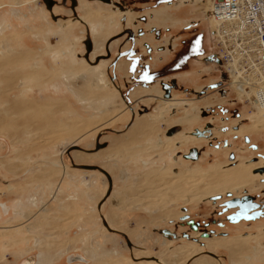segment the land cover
Here are the masks:
<instances>
[{
  "label": "rangeland",
  "instance_id": "374dc122",
  "mask_svg": "<svg viewBox=\"0 0 264 264\" xmlns=\"http://www.w3.org/2000/svg\"><path fill=\"white\" fill-rule=\"evenodd\" d=\"M21 1L0 0V3L5 5L0 8V66H2L0 67V86L4 88L3 92L0 91V264H24L27 262L36 264L39 262V255L44 259L42 264H169L165 260L172 258L170 256L172 250L180 246L191 248L193 244L199 245L200 250L190 256L186 262L185 259H182L176 264H191L208 256L214 259L221 258V264H230L228 250L217 248L216 252L210 253L209 249L202 246L203 243H201V240H204L202 236L205 232H208V236L219 230L222 231L220 235L224 236L234 233L233 229L227 228L232 223L227 220L226 216L232 209L225 212L221 207L223 196L209 199L214 207L205 199L200 200L199 203L185 204L186 210L192 209L190 211L191 218L201 223L199 231L202 234L197 236L199 240L196 241L185 236V234H191L193 230L187 224H183L184 221L177 216H174L176 221L170 220L171 209H174V214H180L182 209L179 205L184 204L183 202L166 203L162 207L161 214L154 217L144 208L145 204L139 206V201L132 203L127 200L128 195L130 198L136 196L131 185L135 179L144 175L148 171L147 169L152 166L160 167L162 170L161 165L164 167L165 163L169 161L167 158L169 151L151 149L149 154L143 155L139 160L135 155L131 157L128 155L129 160L125 159V156H123L124 158L118 156L100 157L97 154L104 151L103 149L92 151L95 150L97 143L102 142L103 145L107 144L106 142L110 143L109 136L118 135L126 129L129 119L124 115L119 116L123 114V110L125 113L131 114V106L137 107L141 97L137 101L127 102L128 110H126L127 108L124 107L126 105L123 104L125 102L114 90L112 77L110 78L112 83L108 84L104 72L107 69L106 65L102 67L97 65L106 79L105 84L98 83L93 73L90 72L94 66L85 60L83 53L85 47L80 41L81 36L86 35L85 30L88 25L78 22V25L75 26L71 19L56 22L57 17L64 19L74 17L73 12H69L70 5L61 3L55 5L58 7L56 9L59 15L53 17L44 0L27 3ZM149 1L148 4L153 2ZM205 1L207 0H204L203 3ZM148 4H143V6ZM106 7L111 6L106 5ZM83 9L85 10V7ZM191 9L190 6H184L168 14L183 19V16L191 14ZM108 13L107 18L111 12ZM78 14H82L81 9H78ZM86 15L85 11V19H87ZM107 18L98 19V22L104 25V33H101V47L104 46V41L110 32L109 27L112 28L111 25L108 26ZM188 18L190 17L188 16ZM186 19L174 24L177 27L173 28L176 30V28L182 27ZM134 24L135 22H131L129 25L134 26ZM126 26L124 22H121L119 29ZM141 26L148 32L145 24ZM203 27L207 34L208 52L215 49L218 54L219 49L212 39L208 21L203 23ZM163 28H165L164 25ZM171 35L164 30L163 39L161 41L154 40V43L158 45L171 42L173 45L175 43L177 45L180 41L174 37L170 38ZM118 47V44L113 46L112 56H115ZM138 47L145 52L139 42ZM97 49L98 47L95 50ZM175 49L174 47L172 51ZM75 50L78 52L76 57ZM155 54L157 55L155 56ZM155 54L153 60L147 57L144 62H148L152 69L158 71V75L164 76V79H170L172 74L165 67L170 58H165L166 62L162 63L160 59L158 60L159 54ZM203 60L202 58L192 62L189 72L192 75L189 80L190 75L181 76L187 72L179 73L180 88L174 92L177 98L196 100L198 96L194 90H199L204 84L218 78L219 73L217 72L210 74L206 80H203L202 74H200L198 79L196 73L199 68H202L203 72H209L215 68L214 65L205 64ZM141 68L144 69L143 64ZM141 68L138 70V76L143 75L146 71ZM221 69L224 71V67ZM34 70L35 72L31 75L32 84H28V79H24L23 75ZM39 71L43 73V79L33 83L35 78H41ZM65 72L73 74L69 80L70 85L85 91L88 95L96 94L92 101L95 109L88 108L74 95L63 77ZM21 80L25 82L23 86L20 84ZM131 80L134 82H127L123 73H118V85L122 86L126 96L138 83L143 84L138 82L139 79L136 76H131ZM154 81L155 79L149 83ZM155 83H157L156 89L159 93L160 84L158 81ZM228 85L230 87L228 98L219 100L218 94H212L206 97V101L199 102V106H205L215 101H221L224 104L231 103L233 98L238 100L236 106L245 116L249 118L254 115L256 117L264 116L257 112L258 109L251 104L240 100L238 93L229 82ZM185 87H191V92H185ZM27 88L29 90L25 91ZM157 91L154 93L157 94ZM143 92H148V90L138 87L135 92H132V96L136 98ZM24 93H26L25 97ZM27 98H30L31 105L40 111L38 109H31V113L27 111L26 121L32 116V121H39L41 127L46 131L52 128L51 132L30 133V128L24 118L21 121L20 114L16 115L19 110L29 107ZM38 102L47 106L38 105ZM157 105H161L159 99L153 100L146 111L152 112ZM16 109H18L17 112ZM144 112L138 111L136 114ZM102 114H106L104 121L107 120V124L98 126L97 122L84 128L79 135L84 134L73 144V141L66 142L64 135L68 133L65 129L67 124L76 122L78 126H83L89 118L95 119ZM166 114L178 116L177 118L180 120L186 118L187 112L184 106H180L172 109L170 114ZM198 115L200 118L199 112ZM139 119L141 118L136 121ZM207 120L208 118L201 117L192 126H203ZM225 123L220 116L216 117L215 124L221 135L212 140V143H223L224 140H228L233 143L230 150H233L236 155H244L243 137L222 132L223 129H220V126ZM179 124L182 128L185 127L181 121ZM244 124L249 125L250 121L246 120ZM189 126H186L185 129ZM165 129V125L162 124L160 129L155 132L156 140L166 135ZM188 130L190 129L188 128ZM56 131L60 133L58 134ZM250 136L256 144L260 145L259 152H264V131L253 130ZM116 138L119 136L112 138L110 148L113 147ZM210 144L204 145V150L209 151L210 154L194 164L196 167L192 173L206 174L215 162L218 160L224 162L227 159L225 154L212 153L211 149L219 151L220 148H215V145ZM187 149L188 147L184 148V151ZM77 153L85 157L78 159ZM224 164L219 165L223 166ZM94 165L100 169L84 167ZM64 169L70 176L64 174ZM103 170L113 177L109 178ZM87 179L91 180V183L92 180L95 183H92L91 186L87 185L85 182ZM202 183H206V180H202ZM252 195L262 201L264 190L262 193H252ZM197 206L198 208H196ZM260 219L264 223V216ZM115 220L116 223L113 224ZM161 229L177 232L178 238L163 235L160 232ZM245 230L240 234L244 235ZM254 231L253 234H256L259 229L256 228ZM79 255L86 256L87 260L81 261ZM257 264H264L263 256Z\"/></svg>",
  "mask_w": 264,
  "mask_h": 264
},
{
  "label": "flooded vegetation",
  "instance_id": "af4514ba",
  "mask_svg": "<svg viewBox=\"0 0 264 264\" xmlns=\"http://www.w3.org/2000/svg\"><path fill=\"white\" fill-rule=\"evenodd\" d=\"M30 1H34V0H29V1L22 0L21 2L27 3ZM52 1H53L52 7L49 8L48 3L46 2V0H44L46 7L48 8V10L51 11L53 17H57L59 15L56 9L58 7L55 6L59 3L63 5H70L71 10H69V12H73L74 14L73 18L70 17L64 19L57 17L56 22L60 20L66 21L68 19H71L74 22L75 26L78 25V22H83L88 25L87 29L85 30L86 35L81 36L82 39L80 38V41L82 42V44H84L85 47L84 48L85 50L83 52L85 58L87 53L85 41L87 40L88 36L92 40V51L90 52L88 58L86 59L82 58V59H85L89 64L94 66L91 68L90 72L93 73L98 83L105 84L106 79L104 77L103 72L100 71L97 65H101V67L106 65L107 69L104 72L107 76L108 84L112 83L110 80V78L112 77L113 78L112 84L114 86V90L118 92L119 97H121L123 102H125L123 104L126 105L124 106L125 108H127L126 110H128V106L126 104L127 102L129 101L131 102L132 100L137 101L138 98L141 97L139 102L137 103V107L131 106L132 108L131 114L125 113V110H123V114L119 116L121 117L124 115L129 119L126 129L118 135L109 136L110 144L108 145V147L103 148L107 144L103 145L102 142L101 143L99 142L97 144L103 146H101L99 149L95 148V150H93L92 152L100 151L103 149L104 151H101L97 154L99 156L100 153L102 152L105 153L111 149L110 147L112 145L113 137L119 136V138L115 139L112 148L118 145H122L121 142L122 137L126 136L128 133H132L131 136H128V141L124 145V147L120 148L122 153L124 154L123 156H125V159L127 160H129V157H131L132 155H135L139 160V158H141L143 155L149 154L151 149H153L154 151H164V150L169 151L167 156L169 161L165 163L164 167H162L161 165L162 170H160V167L155 168L154 166H152L151 168L154 171L168 170L170 171V173L174 171L173 173H171L173 175H177L182 172L189 173L194 171L196 167V165L194 164L198 162V160L199 161L202 160L204 156H208L210 154L209 151L204 150V145L209 143H211L210 145H215V148H220L219 151L211 149L210 151H212V153H222L225 154L227 157V159L224 162L218 160L217 162H215L214 165H211L212 167H210L209 169L216 167H220V168L222 167V169H230L242 165L251 168L253 178L247 181L246 183L236 185L233 188H229L222 191L221 193H215L203 198L211 203V201L209 200L210 198L216 196H223L221 207L225 210V212L232 209V211L228 213L226 216L227 220L230 223H232L229 224L227 228L233 229L234 233L228 236H224V235H220L222 231L219 230L218 232L211 234L210 236H202L203 237L202 239L204 240H201V243H203L202 246H206L210 249L209 245H207L208 239L215 238V239L231 240L233 241L234 245L237 248L236 264H257L261 259V257L262 256L264 257V243H263L264 223L261 222L260 219L261 217L264 216V199L262 201L257 200L256 196L252 195V193H262L264 190V181H262L264 180V152H259L260 145L256 144L252 140L250 134L253 133V130L256 129L264 131V128L255 127V126L252 127L251 118L245 116V114L241 112L236 106L238 104L237 99L232 98L231 103H226V104H224L221 101L218 102L215 101L205 106L204 105L199 106L201 102H203L204 100L206 101V97H208L209 95L218 94L219 100H222L228 98L230 94V87L228 85L229 78L228 75L221 69L222 64L218 54L216 53V50L214 49L209 52L207 50L208 39L206 36L207 35L206 30L203 27V23L205 21H208L207 20L208 14L207 11L205 10V3H203L204 0H152L153 2H151L150 4H148L150 2L149 0H52ZM143 4H148V5L143 6ZM106 5L111 7H106ZM4 6L5 5L3 3H0V8ZM184 6H190L192 8L191 14L183 16V19L187 18L186 20H184L186 21L185 24L180 28H176L175 30L173 27H177V26H175L174 24H177L183 19L180 17H173L168 13L173 10H179ZM84 7L85 10L83 9ZM78 9H81L82 12L81 15L78 14ZM45 10L47 11L46 8ZM85 11L87 14L86 15L87 19H85L84 16ZM108 12H111L109 18L106 17L108 16L107 14H109ZM188 16L190 18H188ZM100 18L102 20H104V18H107L106 20L109 21L108 26L111 25L112 28L109 27L110 32L108 33L107 38L104 41V46L101 47L99 45L100 49L98 48L97 51L95 50L96 47H98V44L102 43L101 33H104L103 23L98 22L99 21L98 19ZM121 22H124L127 25L123 29L122 28L119 29L121 26ZM131 22H135L134 26L129 25ZM144 24L148 29V32L146 29L143 28V26H141ZM162 24L164 25L165 28H163ZM210 29L211 28L209 25V31L211 33ZM164 30H166L167 33L169 34H172L171 36H169L170 38L174 37L175 39H178V41L180 42L177 45L176 43L175 45H173L171 42L167 44L156 45L154 43V40L161 41L164 36ZM94 37L96 42L94 41ZM197 40H199L198 45L196 44ZM138 42L141 44L145 52L139 49ZM96 43H98L97 46ZM115 44H118L119 47L117 48V52L115 56H112V50ZM179 44H181V46H178ZM174 47L176 49L172 51ZM155 53L159 54L158 60L160 59L161 60L160 62L162 63L166 62V60L170 58L169 60H167L168 62H166V66H165L167 67L168 72L172 74L170 79L168 80L164 79V76L158 75L157 74L158 71L152 69V66L148 62H144L147 57L150 60H153ZM77 54L78 52L75 50L74 52L75 57ZM156 55L157 54H155V56ZM98 56H103V58H101L98 62H96V58ZM165 58L167 59L165 60ZM202 58L204 59L203 61L205 62V64L214 65L215 68L210 70L209 72H203L202 68H199V70H197L198 72L196 73L198 79L200 74H202L201 78L203 80H206L210 74L217 72L219 73L218 78L216 80L204 84L201 87V89L194 90V92L198 96L196 97V100L187 99V98H177L174 92L175 90H178L180 88V82L178 80L179 73L180 72L189 73L191 70L190 67L192 65V62ZM142 64L144 65V69L146 71L144 72L143 75L138 76L137 73L139 68H141ZM141 69L144 70L143 68ZM119 72L123 73V76L127 78V82H134L133 80H131V76H136L139 79L138 82H142L143 84L138 83L136 86H134V89L130 91V94L126 96L125 92L122 90V86L118 85L117 82ZM69 74L68 72L63 73V77H65L64 79L67 82H69V80L73 76L72 72H69ZM84 75L87 77L86 74ZM145 76H147V78H145ZM190 77L191 75L189 76L188 80L190 79ZM153 79H155V81L153 83H149V81H152ZM36 80L39 79L36 78ZM156 81L159 82L158 84H160L161 87L159 93L156 89V85H157V83H155ZM23 82H20L22 86L25 83ZM167 86L170 87L169 96H166V94L168 93ZM138 87H141L146 91L148 90V92H143L140 95L136 96L135 98L132 96V92H135ZM69 88L82 103L86 104L88 108L90 109L96 108L92 103L96 94L88 95L86 94L85 91L81 89H77L70 84H69ZM184 89L185 92L187 93L191 92V87H185ZM156 91L157 94L154 93ZM84 97L86 99H84ZM155 99H159L161 101V105H157L152 112H147L149 109L148 106ZM166 100L172 102L167 103L165 102ZM180 106L185 107V111L187 112V115L185 119L179 120V118H177L178 116L171 115L170 111ZM156 108L159 109V114L156 113L154 114ZM138 111H143V112L145 111V112L137 115L136 113H138ZM198 112L200 113V118L201 117L203 119L208 118V120L203 124V126L193 127L192 125L196 122V120L197 121L200 120ZM166 113H169L171 116L167 115ZM103 115L105 114H102L97 118H100ZM149 115H151V117H149ZM217 116H220V118L223 119L224 122H226L225 124L220 126V129H223L222 132L233 133L234 135H236V137H239L240 135L243 137V143L245 146H243L242 150L245 153L244 155H236V153L233 150H230V148H232L231 145H233V143L228 140H224L223 143H215V144L212 143V140H215L216 138H218V136L221 135L218 132L217 125L215 124ZM143 117L145 118L143 119ZM23 118L26 121L25 116L22 117V120ZM138 118L141 119L136 121V119ZM28 120L32 121V119H27V121ZM145 120H151V121L150 123L144 124ZM246 120L250 121L249 125L244 124V121ZM88 121H90V118ZM180 121L184 124L185 127L183 128L181 127V125L179 124ZM229 122H231V124H229ZM70 123L73 124L74 122H70ZM75 124L78 126V123L75 122ZM162 124L165 125L166 135H164L163 138L156 140L155 139L156 136H154V134L158 129H160V126ZM188 125H190L188 127L190 130H188V128L185 129L186 126ZM138 129H141V131L140 132L135 131ZM173 129L174 131L170 133V131ZM130 146L132 150L129 149ZM187 147L188 149L184 151V148ZM195 154H197L198 156V158L196 159L187 157V156H193ZM128 155L129 157H127ZM104 157H106L105 154ZM112 157H116V156L113 155L109 158ZM120 158H124V157H120ZM221 163H225L223 165L224 167L219 165ZM208 172L209 170L206 172V174ZM202 180H206V183L210 182L207 178H203ZM206 183H202V184H206ZM248 196L252 198L253 203L258 204L256 210L260 212V216L258 217L259 220H256L258 218L249 219V220L241 219L238 222H232L229 219V216L237 212L238 209L235 207H229L227 203H229L230 201L236 198L241 200H246L245 197ZM191 202H187V203H191ZM187 203L179 205L181 206L182 212H180V214L178 215L173 213L174 209H171L172 213L170 215L171 216L170 220L176 221L175 220L176 217L174 218V215L179 217V219H181L185 215H188L189 216L188 219L186 220L181 219V220L186 222V223L183 222V224H187L193 230V232H191V234H185V236L190 240L196 241L199 240L197 236L199 234L200 235L202 234L199 231L201 223L191 218L190 211L192 209L189 208L186 210L185 204ZM195 203H199V200ZM211 206L214 207L212 203ZM196 208H198V206ZM190 219H193L194 223L198 225V230H194L191 227V225L188 224V220ZM256 228L259 229V231L256 234H253V231ZM243 230H245L246 233L244 235H241L240 233ZM175 233L177 234L176 238H178V233L177 232ZM206 233L208 232H205L204 234ZM172 238L175 237L172 236ZM234 240H236L237 242H234ZM198 247L200 246L198 245ZM244 247L245 250H243ZM186 248H190V247L180 246L175 248L174 250L178 249V251H185ZM194 248L195 245L191 246V249ZM217 248L225 249L223 246L220 245L215 249H210L211 251L210 253H213L212 251H215ZM244 256H248V257H244ZM189 258L190 257H188L187 259ZM187 259L185 260V262L187 261ZM215 260L219 264L220 260L218 258H216ZM167 262L169 264H174V262L171 261V259L167 260Z\"/></svg>",
  "mask_w": 264,
  "mask_h": 264
},
{
  "label": "bare ground",
  "instance_id": "6f19581e",
  "mask_svg": "<svg viewBox=\"0 0 264 264\" xmlns=\"http://www.w3.org/2000/svg\"><path fill=\"white\" fill-rule=\"evenodd\" d=\"M211 3H212V0L205 1V10L207 12L210 8ZM211 24H212L213 28L216 26V23L213 21L211 22ZM98 48H99V46H98ZM237 70H238V74L236 72H234V77L236 78L234 85H237V87H238L240 84L237 83L236 81H238V80L240 81L239 77L241 76L242 71L240 69H237ZM76 91H78V90H76ZM239 96H241V97L245 96V97L249 98L252 102V106L254 108L258 109L257 112L264 114V102L256 99L257 96L260 97L259 91L257 89L252 88L250 91H244L243 93L241 91H239ZM254 97H256V98H254ZM84 99H86V98L84 97ZM165 102L171 103L172 101L166 100ZM155 113L159 114L158 108L155 109ZM24 116H25V113H24ZM104 116H106V114L100 118L90 119V121L86 122L83 126H77L75 123L67 124L65 126V129L67 130L68 133L66 135H64V139H66V142L73 141L72 142V144H73L75 141H77L84 134L83 133L82 135H79L84 128H88L89 126H92L93 124H96L97 122H98V126H103L104 124H107V120L104 121V118H105ZM149 117H151V115H149ZM111 119H109V120H111ZM21 121H23V120H21ZM150 121L151 120H145L144 124L150 123ZM251 121H252V127L255 126V127H263L264 128V116H259V117H256V115L251 116ZM26 122H27L26 124L30 128V133L38 132L39 134H41V133H44L43 131H46L41 127V125L38 121L34 122L31 120L30 121L28 120ZM77 127L79 128V130ZM60 129H62V127H60ZM50 130L47 129L46 132H48ZM58 131H56V132H58ZM135 131L140 132L141 129H138ZM60 132H62V130H60ZM60 132H58V134ZM131 135H132V133H128L126 136L122 137V139H121L122 145H118L114 148H111L107 152H105V153L102 152L99 155L104 156V154H105L106 157H111L113 155L118 156V157H123L124 154L122 153L120 148L124 147V145L128 141V136H131ZM76 156L78 157V159H83L85 157V156L78 154V153ZM260 164H262V163H260ZM147 170L148 171L146 173H144V175H140L136 179L134 178L135 181L133 180L134 182L131 185L135 190L134 194L136 196L133 198H130L128 195L127 200L132 201V203L139 201L140 202V203H138L139 206H142L145 204L144 208L148 212H150V214L154 217H156L157 214H159V213L161 214V212L163 211L162 207H164V205L168 202L169 203L170 202H178V201L183 202V203H187V202H191V201L197 202L198 200L200 201L201 199H203L209 195H212L215 193H221L222 191H224L226 189L233 188L236 185L246 183L247 181H249L250 179L253 178L252 169L249 168L248 166H243V165L233 167L230 169H222L220 167L211 168V169H209V172L205 175H203L200 172L199 173L197 172L194 174H192V172H189V173L188 172H182L180 174L173 175L168 170H166V171L155 170L154 171L152 168H149ZM63 172H64V174L68 175V171L66 169H64ZM69 174H70V172H69ZM68 176H70V175H68ZM203 178H207L210 182H208L206 184H202L201 180ZM85 182L87 185H90V186L92 185V183L93 184L95 183L93 180L91 183V180H88V179ZM153 194H155V195L152 196ZM115 223H116V220L113 222V224H115ZM234 242H237V241L234 240ZM193 245H195V244H193ZM207 245H209L210 249H215L216 247H218L220 245L223 246L225 249H227L230 252L231 263L232 264L237 263V257H236L237 248L234 245L233 241L228 240V239H215V238H213V239H208ZM199 250H200V247H198L196 245H195L194 249L186 248L185 251H178V249H176L174 251L172 250L170 252L171 253L170 256L172 257L171 261H173L174 264H176L178 261H180L182 259L186 260L188 257H190L191 255H193L195 252H197ZM85 257L79 255L80 260L84 261V262L87 260ZM42 260H44V259H42V256L39 255V262H37L36 264H42ZM167 260H169V259H166L165 261H167ZM147 262L152 263L151 261H147ZM24 264H30V263L27 262ZM152 264H154V263H152ZM193 264H218V262L212 257H205V258L199 259V261H196Z\"/></svg>",
  "mask_w": 264,
  "mask_h": 264
},
{
  "label": "built area",
  "instance_id": "2783aa9c",
  "mask_svg": "<svg viewBox=\"0 0 264 264\" xmlns=\"http://www.w3.org/2000/svg\"><path fill=\"white\" fill-rule=\"evenodd\" d=\"M207 14L231 87L238 95L255 88L260 97L254 98L264 102V0H212ZM237 69L242 71L236 81L240 87L234 85ZM239 98L252 105L249 98Z\"/></svg>",
  "mask_w": 264,
  "mask_h": 264
},
{
  "label": "water",
  "instance_id": "95a60500",
  "mask_svg": "<svg viewBox=\"0 0 264 264\" xmlns=\"http://www.w3.org/2000/svg\"><path fill=\"white\" fill-rule=\"evenodd\" d=\"M46 2L48 3V7L51 8L53 1L52 0H46ZM85 44H86V48H87L86 58H88L90 52L92 51V40L90 39L89 36H88L87 40L85 41ZM101 58H103V56H98L96 58V62H98ZM167 90H168V93L166 94V96H169L170 95L169 94L170 87L167 86ZM173 131H174V129L171 130L170 133H172ZM101 146H103V145L97 144L96 149H99ZM187 157L192 158V159L198 158L197 154H195L193 156H187ZM84 167L85 168L100 169L98 166H95V165L94 166H84ZM103 171L107 174V176L109 178H111L109 173L106 170H103ZM245 199L246 200H241V199L236 198V199L230 201L229 203H227V205L229 207H235L238 209L237 212H235L229 216V219L232 222H238L241 219H246V220L256 219L260 216V212L256 210L258 207V204L253 203L252 198L250 196L245 197ZM188 218H189V216L185 215L181 219L186 220ZM188 224H190L194 230H198V225L194 223L193 219L188 220ZM160 232L167 237H172V236L175 238L177 237V234L175 232L171 231L170 229H161ZM124 236H126V235L124 234ZM203 236H208V233L204 234Z\"/></svg>",
  "mask_w": 264,
  "mask_h": 264
},
{
  "label": "crops",
  "instance_id": "0c3cea01",
  "mask_svg": "<svg viewBox=\"0 0 264 264\" xmlns=\"http://www.w3.org/2000/svg\"><path fill=\"white\" fill-rule=\"evenodd\" d=\"M23 58V57H22ZM21 58V59H22ZM24 59V58H23ZM36 68H38V67H36ZM60 68H62V67H60ZM35 72V70L34 71H32V72H28V73H25L23 76H24V79H28V84H32V82H31V80H32V74ZM39 74L41 75V78H38L39 80H34V82L33 83H37V82H39L41 79H43V77H42V75H43V73H41L40 71H39ZM189 75H192V74H190V73H186V74H183V75H181L182 77H184V76H189ZM36 79V78H35ZM8 80H10V79H8ZM20 82H23V80H21ZM24 83V82H23ZM3 89V90H2ZM29 90V88H27V90H25V91H28ZM0 91L1 92H3L4 91V88H1V86H0ZM3 95V94H2ZM25 95H26V93H24V97H25ZM25 99V98H24ZM27 100H28V102H29V109L27 108V107H25V108H23L22 110H19L18 112H17V110L18 109H16V115H18V114H20V116L21 117H23L24 116V113L26 114L27 113V111H29V113H30V111H31V109H38V108H36L35 106L33 107L32 105H31V103H32V101L30 100V98H27ZM39 104L38 105H44L43 103H40V102H38ZM47 105H44V107H46ZM38 111H40V109H38ZM22 119V118H21ZM107 143V145L105 146V148L106 147H108V145L110 144V143H108V142H106ZM111 176V175H110ZM113 176H111V178H112ZM208 248V247H207ZM209 249V248H208ZM243 250H245V247L243 248ZM209 251H210V249H209ZM217 251V250H216ZM215 251V252H216ZM211 252V251H210ZM213 252V251H212ZM244 252V251H243ZM209 257V256H208ZM219 260H220V258H218ZM229 260H230V258H229ZM219 264H221V260L219 261ZM230 264H231V261H230Z\"/></svg>",
  "mask_w": 264,
  "mask_h": 264
},
{
  "label": "snow or ice",
  "instance_id": "6c2138e0",
  "mask_svg": "<svg viewBox=\"0 0 264 264\" xmlns=\"http://www.w3.org/2000/svg\"><path fill=\"white\" fill-rule=\"evenodd\" d=\"M196 44L198 45L199 44V40L196 41ZM195 50V49H194ZM145 78H147V76H145Z\"/></svg>",
  "mask_w": 264,
  "mask_h": 264
}]
</instances>
